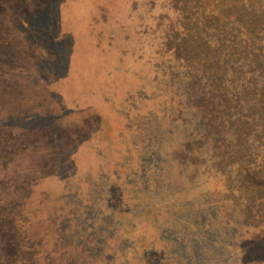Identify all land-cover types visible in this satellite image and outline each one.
<instances>
[{
  "label": "rangeland",
  "instance_id": "rangeland-1",
  "mask_svg": "<svg viewBox=\"0 0 264 264\" xmlns=\"http://www.w3.org/2000/svg\"><path fill=\"white\" fill-rule=\"evenodd\" d=\"M146 8L0 0V264H264Z\"/></svg>",
  "mask_w": 264,
  "mask_h": 264
},
{
  "label": "trees",
  "instance_id": "trees-1",
  "mask_svg": "<svg viewBox=\"0 0 264 264\" xmlns=\"http://www.w3.org/2000/svg\"><path fill=\"white\" fill-rule=\"evenodd\" d=\"M164 82L207 119L236 201L264 221V0H144Z\"/></svg>",
  "mask_w": 264,
  "mask_h": 264
}]
</instances>
